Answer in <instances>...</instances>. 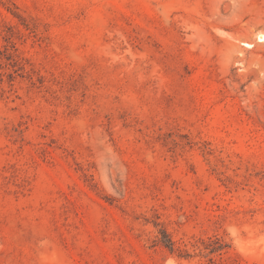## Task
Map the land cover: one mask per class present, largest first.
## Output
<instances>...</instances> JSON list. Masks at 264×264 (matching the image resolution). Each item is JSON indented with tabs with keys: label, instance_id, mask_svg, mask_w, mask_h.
<instances>
[{
	"label": "rangeland",
	"instance_id": "obj_1",
	"mask_svg": "<svg viewBox=\"0 0 264 264\" xmlns=\"http://www.w3.org/2000/svg\"><path fill=\"white\" fill-rule=\"evenodd\" d=\"M0 264H264V0H0Z\"/></svg>",
	"mask_w": 264,
	"mask_h": 264
},
{
	"label": "trees",
	"instance_id": "obj_2",
	"mask_svg": "<svg viewBox=\"0 0 264 264\" xmlns=\"http://www.w3.org/2000/svg\"><path fill=\"white\" fill-rule=\"evenodd\" d=\"M162 243L167 247L169 248L170 250H173L174 249V243L172 242V240L169 238V236L167 234H164L163 235V238H162ZM224 245L223 244H220V248H218L217 250H220L221 248H223ZM215 250V251H217Z\"/></svg>",
	"mask_w": 264,
	"mask_h": 264
},
{
	"label": "bare ground",
	"instance_id": "obj_3",
	"mask_svg": "<svg viewBox=\"0 0 264 264\" xmlns=\"http://www.w3.org/2000/svg\"><path fill=\"white\" fill-rule=\"evenodd\" d=\"M260 38L263 39V36H261ZM244 44H245V45H250V44H248V43H244Z\"/></svg>",
	"mask_w": 264,
	"mask_h": 264
}]
</instances>
